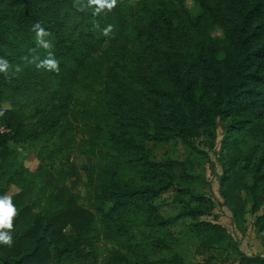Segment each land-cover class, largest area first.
<instances>
[{
    "label": "trees",
    "instance_id": "1",
    "mask_svg": "<svg viewBox=\"0 0 264 264\" xmlns=\"http://www.w3.org/2000/svg\"><path fill=\"white\" fill-rule=\"evenodd\" d=\"M95 8L0 0V59L10 65L0 72V157L11 143L42 141L45 151L41 172L7 180L20 189L0 264H212L227 235L203 218L200 175L188 158H155L148 143L178 139L206 154L220 125L225 205L239 224L245 190L264 229V0ZM37 22L49 49L36 42ZM49 53L59 71L36 68ZM188 245L208 258L188 259ZM239 254L235 264H264Z\"/></svg>",
    "mask_w": 264,
    "mask_h": 264
},
{
    "label": "rangeland",
    "instance_id": "2",
    "mask_svg": "<svg viewBox=\"0 0 264 264\" xmlns=\"http://www.w3.org/2000/svg\"><path fill=\"white\" fill-rule=\"evenodd\" d=\"M188 6L191 10L195 9L191 1L188 2ZM216 135L214 148L207 151L206 154L190 152V149L178 139L168 142H149L148 147L153 156L158 159L165 157L177 160L190 159L191 170L200 175L197 190L208 199L207 207L209 208L203 218L223 225L227 235L226 244L222 248L213 249L215 258L210 261L212 264H235L240 258L239 253L264 257V229L259 230L255 223L256 217L263 213V208L251 214L249 212L250 201L246 191L240 189L238 194L243 202L244 214L239 224H236L221 195L219 179L223 169L219 161V148L223 132L220 125L217 126ZM43 145L42 141L11 143L9 145L7 157H0V186L7 189L3 196H13L20 189L15 182L7 181L13 173L21 172L23 176L30 177L31 174H37L45 168L42 163V156L45 153ZM201 146L207 150L203 144ZM35 192L38 195L39 189L36 188ZM70 231L71 228L67 227L66 232ZM184 253L188 259L193 261H203L208 258V251L202 254L195 253L193 245L185 247Z\"/></svg>",
    "mask_w": 264,
    "mask_h": 264
},
{
    "label": "clouds",
    "instance_id": "3",
    "mask_svg": "<svg viewBox=\"0 0 264 264\" xmlns=\"http://www.w3.org/2000/svg\"><path fill=\"white\" fill-rule=\"evenodd\" d=\"M117 0H88L89 5H95V12L99 13L101 10L107 8L112 10L116 6ZM112 26L103 29V34L108 35L111 31ZM33 29L36 33V42L39 46L44 49H49L52 45L44 40L43 38L48 35L45 29L40 25L39 22L33 25ZM37 69H44L47 71H59V64L56 59L52 57L49 53L48 57L42 59L36 65ZM10 65L7 60L0 59V72L7 73ZM16 71H20L19 66H17ZM17 214V209L12 202L11 196L5 195L0 196V244H6L11 246L13 237L11 235V230L13 229V219Z\"/></svg>",
    "mask_w": 264,
    "mask_h": 264
}]
</instances>
